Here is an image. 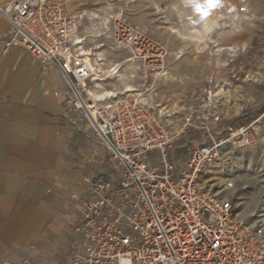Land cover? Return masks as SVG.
<instances>
[{
    "label": "built area",
    "instance_id": "obj_1",
    "mask_svg": "<svg viewBox=\"0 0 264 264\" xmlns=\"http://www.w3.org/2000/svg\"><path fill=\"white\" fill-rule=\"evenodd\" d=\"M76 1L0 0V15L13 31L9 44L61 70L74 109L88 117L121 170L114 184L93 180L89 197L75 196L81 239L69 264H264V223L246 225L225 194L234 182L213 181L215 171L233 166L235 150L260 142V127L222 125L210 105L188 111L174 127L144 96L97 98V83L119 77L123 65L103 69L101 55L87 54L95 52L78 34ZM111 38L132 68L165 72L167 48L149 32L117 17Z\"/></svg>",
    "mask_w": 264,
    "mask_h": 264
},
{
    "label": "rangeland",
    "instance_id": "obj_2",
    "mask_svg": "<svg viewBox=\"0 0 264 264\" xmlns=\"http://www.w3.org/2000/svg\"><path fill=\"white\" fill-rule=\"evenodd\" d=\"M76 6L78 34L88 49L100 50L101 68L123 65L121 77L104 79L94 92L119 91L126 84L151 92L144 95L146 102L163 109L174 127L188 111L209 105L222 116V125L256 122L260 142L235 150L233 166L215 171L213 181L231 179L235 186L225 194L232 197L238 218L246 225L264 223V0H218L215 7L207 0H77ZM209 15L217 19L206 33ZM117 17L165 44L167 75L126 66L127 52L111 38ZM152 156L159 160L158 153Z\"/></svg>",
    "mask_w": 264,
    "mask_h": 264
},
{
    "label": "crops",
    "instance_id": "obj_3",
    "mask_svg": "<svg viewBox=\"0 0 264 264\" xmlns=\"http://www.w3.org/2000/svg\"><path fill=\"white\" fill-rule=\"evenodd\" d=\"M12 34L0 15V261L69 264L81 239L75 196L121 170L61 70L9 44Z\"/></svg>",
    "mask_w": 264,
    "mask_h": 264
},
{
    "label": "bare ground",
    "instance_id": "obj_4",
    "mask_svg": "<svg viewBox=\"0 0 264 264\" xmlns=\"http://www.w3.org/2000/svg\"><path fill=\"white\" fill-rule=\"evenodd\" d=\"M216 15V14H215ZM215 15L213 16H208L207 19H206V22L204 23V32H209L212 27L214 26V23H216V19H217V16L215 17ZM190 29V28H189ZM193 29H196V26L194 27L193 25ZM195 31H199L198 29H196ZM203 34V33H202ZM199 39H202L204 38L203 36L201 37H198ZM100 45L98 44L96 47L95 50H98V47ZM100 51V50H99ZM95 52L94 54L88 52L87 54L88 55H100V52ZM103 59V58H102ZM101 59V60H102ZM104 63H97V65H102ZM132 63H127L126 66L127 67H131ZM167 75V71H165L164 73H162V76H165ZM120 76V75H119ZM121 77V76H120ZM98 85H100V83H97ZM150 90V89H148ZM91 91V90H90ZM92 92V91H91ZM128 94V95H141V96H144V95H151V92H148V94H145L144 91H141L139 88H134L133 85L131 84H126V86H124L123 88H121V90L119 91H115V90H106V91H102V92H94L93 91V94L99 98V99H107L108 97L109 98H113V97H117L119 94ZM117 95V96H116ZM145 101H147V98L146 97H143ZM156 106V105H154ZM158 106V105H157Z\"/></svg>",
    "mask_w": 264,
    "mask_h": 264
},
{
    "label": "snow or ice",
    "instance_id": "obj_5",
    "mask_svg": "<svg viewBox=\"0 0 264 264\" xmlns=\"http://www.w3.org/2000/svg\"><path fill=\"white\" fill-rule=\"evenodd\" d=\"M208 4L212 7L217 6L218 0H207Z\"/></svg>",
    "mask_w": 264,
    "mask_h": 264
}]
</instances>
